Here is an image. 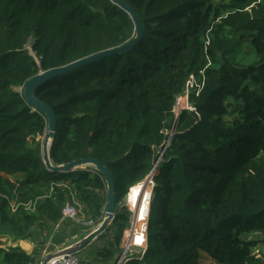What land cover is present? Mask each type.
Masks as SVG:
<instances>
[{
    "label": "trees",
    "instance_id": "obj_1",
    "mask_svg": "<svg viewBox=\"0 0 264 264\" xmlns=\"http://www.w3.org/2000/svg\"><path fill=\"white\" fill-rule=\"evenodd\" d=\"M122 1L143 24L141 41L35 91L56 117L52 165L94 158L114 180L116 214L88 246L91 264L118 260L131 217L120 203L150 173L176 98L200 72L194 111L180 112L152 177L147 250L120 264H200L202 252L217 264H264V0ZM134 33L109 0H0V264H35L61 225L71 230L59 226L68 189L96 225L106 204L93 168L46 170V120L24 101V83ZM4 235L37 239L33 253Z\"/></svg>",
    "mask_w": 264,
    "mask_h": 264
},
{
    "label": "water",
    "instance_id": "obj_2",
    "mask_svg": "<svg viewBox=\"0 0 264 264\" xmlns=\"http://www.w3.org/2000/svg\"><path fill=\"white\" fill-rule=\"evenodd\" d=\"M109 1L129 16L135 31L134 36L131 39L118 47L103 50L61 67L40 71L35 76L28 79L22 87V97L26 104L32 109V111L37 112L46 120L45 133L41 142V161L46 170L51 173H69L78 169L90 167L93 168L94 171L101 177L106 186V204L103 210V217L101 218L100 222L90 232H87L85 236L80 238L75 243L62 248L61 250L46 254L42 258L40 264H49V262L57 256L76 254L83 251L86 247L91 245L97 237L105 232L116 214L114 180L111 173L105 166L100 164L94 158H81L61 165H52L49 157V150L56 132V117L54 111L35 95L36 89L41 84L71 73L80 67L91 65L107 57L127 53L141 41L144 36V28L135 9L127 5L122 0ZM158 165L159 161H154L152 169L147 176L148 178L153 177ZM118 262L119 259L115 262V264H118Z\"/></svg>",
    "mask_w": 264,
    "mask_h": 264
},
{
    "label": "built area",
    "instance_id": "obj_3",
    "mask_svg": "<svg viewBox=\"0 0 264 264\" xmlns=\"http://www.w3.org/2000/svg\"><path fill=\"white\" fill-rule=\"evenodd\" d=\"M203 85L204 77L202 72H200L198 76H189L184 94L176 98L175 105L172 110V126L169 130L164 131V135H166L165 144L156 152V161L161 160L166 147L171 141L180 112L182 110L194 111L188 103L189 94L192 91H194L195 94H198ZM153 186L154 183L152 178L146 177L143 181L130 187L123 201L120 203V207L125 208L128 212H130L131 217L129 225L123 230L122 233L120 246L121 254L118 258V264L125 263L133 258L142 260L147 250L146 231L149 220L150 200ZM135 188L137 189V194L133 199H131L130 195L132 190ZM68 190L69 196L61 210L59 226L69 221L72 224L89 229L88 232H90L96 226L94 219L84 213L82 206L78 203L74 193L70 189ZM59 226L57 225L55 227V231ZM138 238H140L139 242ZM45 255H40L38 262L35 264H40L42 258ZM49 264H81V261L75 256V254H66L53 258Z\"/></svg>",
    "mask_w": 264,
    "mask_h": 264
},
{
    "label": "crops",
    "instance_id": "obj_4",
    "mask_svg": "<svg viewBox=\"0 0 264 264\" xmlns=\"http://www.w3.org/2000/svg\"><path fill=\"white\" fill-rule=\"evenodd\" d=\"M63 224H65V223H63ZM61 228L56 232L57 234H54L55 237H54L52 242H50L51 240H48L45 243L44 248L40 252L41 256H42V254L45 255L46 253H51V252L61 250L62 248L67 247V246L75 243L80 238H82L83 236L86 235V234H82L81 236H77V235H74L73 233H70V232H72V230H69V229L64 230L63 228L62 229ZM143 235H144V233H143ZM42 238H44L43 240L46 241L48 238V233H42ZM2 240L6 242L5 245H7V246H16V245L20 246L27 254H30V255L33 253L35 246H36V243H37V239L34 242L31 240H17L14 242L13 237L11 235H9V236L4 235ZM92 248L93 247H86L80 253L85 254V253H87V251L89 249L92 250ZM93 251H94V248H93ZM84 257L81 259L82 261H85ZM91 257L92 256H87L86 261L88 262V259H89L91 262V259H90Z\"/></svg>",
    "mask_w": 264,
    "mask_h": 264
},
{
    "label": "rangeland",
    "instance_id": "obj_5",
    "mask_svg": "<svg viewBox=\"0 0 264 264\" xmlns=\"http://www.w3.org/2000/svg\"><path fill=\"white\" fill-rule=\"evenodd\" d=\"M240 58V57H239ZM238 58V59H239ZM21 90V88H19V89H17V91H20ZM161 160H159V162H160ZM85 213V212H84ZM65 227H71V230H74V231H72V232H70V233H73V234H80V228L78 229L77 227H78V225H75V224H72L71 222H69V221H67L66 223H65V225H64ZM61 227H62V225H61ZM70 230V229H69ZM89 231V229H86V228H84L83 229V233H87ZM256 235H257V233H256ZM103 239H101V241H102ZM6 243V242H5ZM91 251V252H90ZM258 251V249H255V252H257ZM90 252V253H89ZM94 252H95V249H94V251H93V248H92V250L91 249H89L88 251H87V253H85V254H82V253H76L75 254V256L80 260V261H82L81 259L84 257L85 259H87V256H92L90 259H91V262H90V260L88 259V264H91L94 260ZM139 260V259H138ZM200 264H217L216 263V261L213 259V258H210L206 253H201V257H200Z\"/></svg>",
    "mask_w": 264,
    "mask_h": 264
},
{
    "label": "bare ground",
    "instance_id": "obj_6",
    "mask_svg": "<svg viewBox=\"0 0 264 264\" xmlns=\"http://www.w3.org/2000/svg\"><path fill=\"white\" fill-rule=\"evenodd\" d=\"M136 194H137V189L135 188V189L132 190V193L130 195V198L133 199L136 196ZM144 236H145V234H144ZM146 236H147V231H146Z\"/></svg>",
    "mask_w": 264,
    "mask_h": 264
},
{
    "label": "snow or ice",
    "instance_id": "obj_7",
    "mask_svg": "<svg viewBox=\"0 0 264 264\" xmlns=\"http://www.w3.org/2000/svg\"><path fill=\"white\" fill-rule=\"evenodd\" d=\"M140 238H138V242H139Z\"/></svg>",
    "mask_w": 264,
    "mask_h": 264
}]
</instances>
